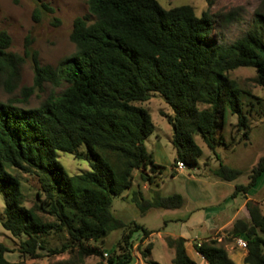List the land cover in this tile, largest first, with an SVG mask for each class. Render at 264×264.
I'll list each match as a JSON object with an SVG mask.
<instances>
[{"label": "trees", "instance_id": "16d2710c", "mask_svg": "<svg viewBox=\"0 0 264 264\" xmlns=\"http://www.w3.org/2000/svg\"><path fill=\"white\" fill-rule=\"evenodd\" d=\"M257 15L264 19V14ZM214 24L209 11L198 15L191 5L165 8L158 0H89L88 13L75 19L71 31L77 48L74 55L54 67L42 65L38 52L27 49L35 78L33 86L23 88L24 102L47 82L67 86L36 107L0 101V193L4 199L0 220L14 236L23 237L22 256L40 258L45 250L48 255L69 254L49 264H133L134 233L142 232L143 244L153 231L117 217L113 196H122L133 187L135 169L149 183L163 173L164 167L145 143L156 125L148 108L139 104L155 92L173 109L167 116L176 150L173 175L179 163L199 166L203 149L196 134L212 150L228 146L222 136L227 110L238 116L242 138L250 137L248 114L256 104L250 99L245 112L244 97L250 95L259 103L261 99L244 90L230 72L252 67L256 81L264 87L263 28L223 44L212 38ZM11 46L12 37L1 30L0 77L5 75V81L13 83L24 58L10 51ZM59 151L88 160L90 170L69 175L58 160ZM8 165L37 178L34 206L25 204L22 183ZM213 174L233 181L243 171L221 162ZM262 179L264 156L232 197L247 195ZM133 201L142 214L185 204L181 193L146 198L141 189L135 191ZM245 207L247 216L237 218L229 234L232 239L246 240V264H264V211L252 199ZM38 210L54 219L44 220ZM121 228L123 234L109 253L105 240ZM187 241L184 236L166 237L175 253L174 264H198L187 252ZM153 247V242L141 245L142 258L147 264H161L152 259ZM194 249L208 264H237L218 237L208 236L194 243ZM9 251L0 241V264H26L25 260L11 262L6 257ZM90 257L100 261L89 262Z\"/></svg>", "mask_w": 264, "mask_h": 264}, {"label": "rangeland", "instance_id": "374dc122", "mask_svg": "<svg viewBox=\"0 0 264 264\" xmlns=\"http://www.w3.org/2000/svg\"><path fill=\"white\" fill-rule=\"evenodd\" d=\"M158 1L165 8L191 5L198 15L209 11L215 22L212 38L223 44L235 42L256 27L263 28L264 32V19L257 15V13L264 14V0ZM43 4L48 5L53 11L46 9ZM88 11L89 0H0V31L5 30L12 37V46L9 50L24 58V62L19 67L17 80L13 83L6 82L5 75L0 77V101L11 100L16 101L20 106L36 107L50 94L60 93L67 86L62 84L55 87L47 82L42 89H37L27 102H24L23 88L33 86L35 78L33 60L31 56L26 55V51L29 48L36 50L42 65L57 66L61 60L76 53V45L70 38L71 31L75 19L87 14ZM230 76L237 80L244 90L250 91L261 99L259 103L255 97L250 95L244 97L245 112L250 108L248 104L250 99L256 104L248 114L251 125L250 137L242 138L243 132L237 127L238 116L227 110L222 136L228 146L223 144L212 150L203 138L196 134L195 140L203 149V155L199 158V166L177 168L174 175L172 164L176 150L172 143L173 127L167 118L168 115L173 114V109L158 92H155L148 101L139 103L148 108L156 125L155 131L145 141L146 146L156 162L164 168L163 173L161 175L157 173L152 183L143 181L141 170L135 169L133 187L127 189L122 196H113V212L117 217L126 223H140L153 231V234L143 244H141L142 232L134 233L132 237L133 264H147L142 258L139 247L141 245L144 247L148 242L154 243L152 259L161 264H174L175 253L168 248L166 242V237L169 235L189 238L187 243L189 255L198 264H208L204 257L194 249V243L201 241L209 234L207 222L204 223L200 219L214 211L226 208L229 209L225 211V215L220 216L216 221L230 218L232 213L238 212L236 209L240 208L242 209L237 213L236 219L245 217L248 214L245 201L250 199L257 201L264 211V179L247 195L239 193L237 197H232L236 186L249 181L252 168L264 156V87L256 81L257 72L252 67H240L231 71ZM58 160L71 176L90 170L88 160L78 159L69 152L59 151ZM221 162L241 169L243 174L233 181L218 179L213 171ZM8 170L19 177L25 204L34 206L36 192L39 188L37 178L10 165H8ZM139 189L143 191L146 198H152L156 194L168 196L181 193L185 198V204L178 209H151L147 214H142L133 201L134 193ZM3 210L4 199L0 193V214ZM38 212L44 220L54 219L48 213L39 210ZM189 213L193 215L187 219ZM231 225L213 232L210 236L218 237L237 264H246L244 258L247 250L237 243V239H232L229 234ZM123 231L122 228L116 229L107 236L104 245L109 253L116 247ZM22 240L23 237H16L6 230L0 220V241L9 247L10 251L6 253V257L11 262L25 260L26 264H49L69 257L68 253L48 255L45 250H41L43 256L40 258L22 256L19 251ZM58 242V240H53L54 244ZM87 261L98 262L100 259L90 257Z\"/></svg>", "mask_w": 264, "mask_h": 264}, {"label": "crops", "instance_id": "0c3cea01", "mask_svg": "<svg viewBox=\"0 0 264 264\" xmlns=\"http://www.w3.org/2000/svg\"><path fill=\"white\" fill-rule=\"evenodd\" d=\"M245 203H246V201H245ZM228 209L226 208V209H222L220 211H214L210 215H206L202 219H200V221L203 220L202 222H204V223L207 222V229L209 230L208 236H210L215 231H220V230H223L225 228H228L234 222V220L237 217V213H239L240 212V209H242V208L236 209V210H238V212L235 211L234 213H232V215H231L230 218H226L225 217L226 219H222L221 221H216L217 219H219L220 216L225 215V211H227ZM192 215L193 214L189 213L186 218L189 219V218H191ZM230 219H231V221H229ZM226 220L229 221V222H225ZM208 236H206V237H208ZM185 238H187V237H185ZM187 239L189 241V238H187ZM188 241H187V243H188ZM187 243H186V247H187ZM187 252H188V248H187ZM188 254H189V252H188Z\"/></svg>", "mask_w": 264, "mask_h": 264}, {"label": "built area", "instance_id": "2783aa9c", "mask_svg": "<svg viewBox=\"0 0 264 264\" xmlns=\"http://www.w3.org/2000/svg\"><path fill=\"white\" fill-rule=\"evenodd\" d=\"M185 167L186 166L183 163H179L178 165V168H185ZM237 243L243 248L247 247V242L243 238H237Z\"/></svg>", "mask_w": 264, "mask_h": 264}]
</instances>
